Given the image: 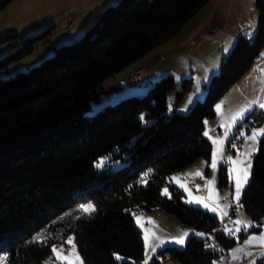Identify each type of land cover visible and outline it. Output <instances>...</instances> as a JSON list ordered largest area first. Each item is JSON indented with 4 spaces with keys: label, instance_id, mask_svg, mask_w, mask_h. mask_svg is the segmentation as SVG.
Listing matches in <instances>:
<instances>
[{
    "label": "trees",
    "instance_id": "1",
    "mask_svg": "<svg viewBox=\"0 0 264 264\" xmlns=\"http://www.w3.org/2000/svg\"><path fill=\"white\" fill-rule=\"evenodd\" d=\"M9 1L1 0L0 10ZM207 2L119 0L102 9L79 39L56 47L27 71L0 78L1 264H48L53 245L70 235L87 264H144V241L134 216L155 209L206 236L191 235L182 248H159L149 264H213L220 252L209 245L212 232L226 251L235 244L234 235L217 230V215L185 203L182 191L168 180L198 158L210 159L204 121L214 117L219 98L264 48V0H254L259 14L254 34L237 36L204 85L203 99L187 113L176 106L168 111L167 96L175 87L168 73L145 94L107 99L87 115L91 102L116 88L103 89L104 80L171 40ZM49 34L50 28L24 38L21 47L0 58V71ZM192 83V77L182 80L177 102ZM142 113L147 124L140 120ZM256 115L254 123H260L264 111ZM109 153L123 164L97 167ZM226 177L221 165V185ZM165 187L168 194L162 192ZM83 201H92L95 211L71 212ZM240 202L255 222L264 220V135L252 155ZM117 255L127 259L119 261Z\"/></svg>",
    "mask_w": 264,
    "mask_h": 264
},
{
    "label": "rangeland",
    "instance_id": "2",
    "mask_svg": "<svg viewBox=\"0 0 264 264\" xmlns=\"http://www.w3.org/2000/svg\"><path fill=\"white\" fill-rule=\"evenodd\" d=\"M118 1H9L0 10V58L21 47L26 37H34L49 28L51 34L45 40L36 43L20 59L10 62L3 68L0 71V78L7 79L17 72L27 71L29 68L38 65L43 59L50 57L56 47L79 39L97 20L98 13L102 9L108 5H115ZM258 17V9L254 0H208L200 13L192 19L191 24L199 25L193 35L194 38L186 41V37H183V41H181V36L189 35L185 31H180L176 35L178 37L148 52L149 55L144 60L150 61L152 59L150 64L154 65L155 70H170L175 78L177 91L180 89L184 78L192 77L191 88L182 95L177 105V91L173 89L168 94L167 103L170 113L176 106L178 112L185 114L189 110L187 102L190 98L191 104L203 99L202 96L199 100H194L200 93L203 84L202 75H205L204 73L213 67H220L222 57L229 53L234 44H232L233 36H238L240 33L246 36L254 34ZM12 34L17 36L7 37ZM226 47H229L227 53H225ZM160 54L165 56V60L159 59ZM136 65V63L130 64L115 76L103 81V89L116 88L110 92L102 93L100 100L91 102L87 115L95 114L104 106L107 99L116 102L131 95L145 94L151 83L162 77L152 75V77L145 79L148 73L143 68H138L142 69V74H138L136 71L138 69L132 72ZM123 78L130 80L123 83L125 81H122ZM260 104H264V48H262L251 69L219 98L215 104L214 117L204 121V135L207 133L205 136L212 144L210 159L198 158L182 170L169 176V184L182 191V199L185 203L208 210L218 217L227 212L228 209H232L234 222L241 221L239 224L235 223V244L227 250L226 254L220 253L214 261L215 264H251L252 261H256L257 264L258 260L264 261V235H262L264 234V220L260 223L255 222L246 213L240 202L243 189L247 184L241 189L239 201L235 199L236 179H242L243 170L249 162V153L251 154L250 162L252 165V155L256 151L259 138L262 135H258L255 141L249 137L254 130L264 129V119L260 123H254V118L257 117L256 112L264 111L259 107ZM170 105L171 110H169ZM186 105L187 110L181 111ZM114 152H118V150ZM233 160L236 161L235 164L232 163ZM101 161H103L102 166L110 164L113 169L123 164L113 156V153L101 156L96 165ZM213 162L216 164L215 168L211 166ZM221 165L225 166L227 173L226 182L222 185L219 182ZM196 172H200L201 175H194ZM166 188L168 194V187L163 188V194H165ZM195 201H200V203ZM89 204L94 206L92 201L79 202L71 212H86L81 206ZM140 219L141 217L139 221ZM249 221L252 222L251 227L248 226ZM139 223L141 224V222ZM181 226H184L185 230L195 231L191 226ZM253 227L259 228V230L250 231ZM161 228L159 225L158 230L163 231L164 229ZM142 231L144 259L146 258L147 264H149L157 251V246L153 242L155 240L153 234L156 230L143 228ZM177 231H173L175 237H182L181 233L183 232ZM197 233L203 235H197ZM191 235L194 234L188 235L183 245L172 243L164 244L162 247L169 245L182 248ZM70 237L73 238L72 235L64 236L53 245L58 254L52 251L51 257L47 260L48 264H87L80 256L74 240L72 239V243H68ZM196 237H205V232L196 231ZM116 258L119 261L127 259L120 255H117ZM226 258L227 261H225ZM4 261L5 255L0 254V264Z\"/></svg>",
    "mask_w": 264,
    "mask_h": 264
},
{
    "label": "crops",
    "instance_id": "3",
    "mask_svg": "<svg viewBox=\"0 0 264 264\" xmlns=\"http://www.w3.org/2000/svg\"><path fill=\"white\" fill-rule=\"evenodd\" d=\"M203 7L179 30V32L180 31H185V33L187 32V35H189V36H181L180 37V39H182L181 41H183V37H186L185 38L186 41L188 39L194 38L193 35L196 32V28L199 25L191 24L192 21H193L192 19H194V17H196V15L198 13H200V11L203 9ZM176 35L172 39H174L175 37H178ZM233 37L234 38L232 39V44L234 43V41L237 38V36H233ZM198 39H202V38H198ZM148 55L149 54L147 53L145 56L141 57L140 59H138L137 61H135V62L132 63V64H134V63L137 64L136 67L133 68L132 72L135 69L143 68L148 73L147 74V77L145 79H148V78L152 77V75L153 76H156V77H160V76H163L164 74H167V73H170L171 74L172 73L168 69L155 70L153 68L154 65L153 64H150V61L152 59L150 61L149 60H144L145 57H147ZM164 58H165V56L163 54H160L159 55V59L165 60ZM218 69H219V67H213L210 71H207L206 73H204L205 75H202L203 76L202 77L203 78L202 79L203 80L202 81L203 84H202V87L200 88V93L197 94V97L194 100H197V99L202 98V96L204 95V92H205V86L204 85L208 83V81H207L208 78L211 77L214 73H216L218 71ZM131 77H132V73H131ZM131 77H129V78H131ZM129 78L128 79L123 78L122 81L125 80V82L127 83L128 81H126V80H130ZM205 78H207V79H205ZM174 90L177 91L176 85L174 87ZM177 103H176V105H177ZM190 105H191V103L188 106L190 107ZM140 217H141V219L139 221V218ZM134 218H135V222H136L137 226L140 228L141 232H143L142 231L143 228H145V229H151L152 231L153 230L154 231L156 230L154 232V234H153L154 235V239H155V240H153V242L157 246V248L155 247L156 250H158L159 248H161L164 244H172V243L177 244L174 241L176 240V238L179 239L180 237H175V233L173 232L175 230L176 231L177 230L178 231L181 230L183 232V233H181L182 236L184 235V233H188L189 235L190 234L196 235V230L195 231L185 230L184 226H181V225H185V224L181 223L174 215H172V214H170V213H168V212H166L164 210H161V209L140 211V212H138V213L135 214ZM139 222H141V224ZM159 225L162 227L161 229H164L163 231L158 230ZM205 236H206V233H205ZM185 238H187V236L184 237V241H185ZM177 245H179V244H177ZM147 263L148 262L146 261V258H145L144 259V264H147ZM162 264H181V263L179 261H177V260L176 261L175 260H167V261H164Z\"/></svg>",
    "mask_w": 264,
    "mask_h": 264
},
{
    "label": "snow or ice",
    "instance_id": "4",
    "mask_svg": "<svg viewBox=\"0 0 264 264\" xmlns=\"http://www.w3.org/2000/svg\"><path fill=\"white\" fill-rule=\"evenodd\" d=\"M228 51H229V47H226V48H225V53H227ZM205 79H207V78H205ZM191 102H192V100H191V98H190L189 101H188L187 103L190 104ZM259 107H260L261 109H264V104H260ZM169 110H171V105L169 106ZM186 110H187V105L185 106L184 109H181V111H186ZM140 120H141L142 123H145V124L148 123V121L145 120V118H144V114H143V113H142L141 116H140ZM205 135H207V133H205ZM258 135H264V129L254 130L253 133H252V135L249 137V139L255 141V140L257 139V136H258ZM250 155H251V154L249 153V154H248V156H249V162H248V164H247V167L243 170V177H242V179H241V178H237V179H236V192H235V199H236L237 201H239V199H240L241 189L243 188V186H244L245 184L248 183L249 177H250V175H251V167H252V165H251V162H250ZM232 163L235 164L236 161L233 160ZM102 164H103V161H101L100 163H98L96 166H97V167H101ZM211 166H212L213 168H215V167H216L215 162H213V164H212ZM145 175H146V174H145ZM194 175H201V173H200V172H196V173H194ZM173 179H175V178H173ZM164 192H165V194H167V188L164 190ZM189 202L191 203L192 201H189ZM195 202H196V203H200V201H195ZM81 207H82V208L84 209V211H86V212H88V211H90V210H91V211H95L94 206L91 205V204H89V205H87V206L82 205ZM205 207H207V205H205ZM213 211H215V210L213 209ZM235 223L239 224V223H241V221H236ZM248 226L251 227V226H252V222L249 221V222H248ZM188 235H189L188 233H184V235H183L182 237H180L179 239H176L174 242L177 243V244H181V245H183V244H184V237H186V236H188ZM197 235H203V234H199V233H197ZM262 235H264V234H262ZM72 239H73V238L70 237L69 240H68V243H72ZM52 251H53L54 253H57V249H56L55 247H53ZM57 254H58V253H57ZM77 258H78V257H77ZM214 264H215V262H214ZM251 264H256V261H252Z\"/></svg>",
    "mask_w": 264,
    "mask_h": 264
},
{
    "label": "built area",
    "instance_id": "5",
    "mask_svg": "<svg viewBox=\"0 0 264 264\" xmlns=\"http://www.w3.org/2000/svg\"><path fill=\"white\" fill-rule=\"evenodd\" d=\"M138 74H142V69L136 70ZM125 83V81H124ZM236 224L234 222V214L232 209H228L227 212L223 213L220 217H218V224H217V230H221L228 235H234L236 231ZM209 245L212 250H216L220 253L226 254V249L222 246V244L218 241V239L215 237L214 232L210 233L207 237ZM228 259L226 258L225 261Z\"/></svg>",
    "mask_w": 264,
    "mask_h": 264
}]
</instances>
